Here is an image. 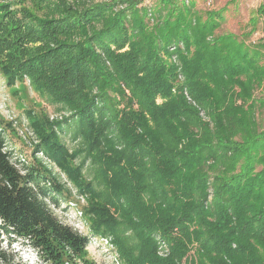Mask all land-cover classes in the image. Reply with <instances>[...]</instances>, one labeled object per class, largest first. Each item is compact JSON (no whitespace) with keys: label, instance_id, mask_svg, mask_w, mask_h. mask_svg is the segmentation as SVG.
Returning a JSON list of instances; mask_svg holds the SVG:
<instances>
[{"label":"trees","instance_id":"obj_1","mask_svg":"<svg viewBox=\"0 0 264 264\" xmlns=\"http://www.w3.org/2000/svg\"><path fill=\"white\" fill-rule=\"evenodd\" d=\"M142 1L0 0L2 74L9 85L28 76L70 111L55 121L27 112L36 146L87 199L89 234L110 236L123 264H264V97L254 95L264 2L238 35L215 32L220 10ZM258 23L263 35L248 42ZM69 119L79 150L59 137ZM3 130L0 232L51 264H93L89 234L49 206L70 189L39 159L20 172ZM80 152L101 189L73 163ZM0 264L21 263L0 246Z\"/></svg>","mask_w":264,"mask_h":264},{"label":"rangeland","instance_id":"obj_2","mask_svg":"<svg viewBox=\"0 0 264 264\" xmlns=\"http://www.w3.org/2000/svg\"><path fill=\"white\" fill-rule=\"evenodd\" d=\"M107 1L109 0H87L89 3ZM190 1L195 3L196 8L203 15L208 10L221 11L224 19L215 30L217 34L233 32L238 35L250 29L247 18H250L257 5L264 2V0H184L188 4ZM153 2L154 0H143L141 4L152 8ZM33 9L36 10L35 7ZM262 35L261 25L258 23L257 29L248 36L247 41L253 43ZM1 59L0 56V128L4 129L1 132L4 136L5 150L9 152L10 160L20 172H25L27 166L31 163L34 164L35 158L41 160L52 171L53 175L70 189V197L59 198L60 202L57 206L49 205L53 213L79 233L89 234L90 218L85 214L87 199L77 193L65 174L36 146L38 138L30 127L27 117L29 111L37 118L47 117L49 121H55L69 116L70 111L64 104L53 101L46 92L34 88L26 75L22 80H16L13 85L7 84L1 71ZM254 95L255 97H264V87L257 89ZM257 121L260 127L264 128V110L258 112ZM6 122H10L11 126L9 127ZM61 125L60 140L69 150L81 149L84 144L82 138L76 134L74 121L69 119L63 121ZM81 161H83L81 171L84 179L93 180L98 187L97 189H101L102 183L98 178L96 163L86 158L84 152H80L73 163L76 165ZM35 166L37 165L35 164ZM0 246L7 247V250L21 264H51L20 238L12 237L9 240L4 233L0 232ZM85 249L87 259L92 261L93 264H123L111 242L110 236H93L89 234V242ZM63 264L81 263L75 260L72 263L64 261Z\"/></svg>","mask_w":264,"mask_h":264},{"label":"crops","instance_id":"obj_3","mask_svg":"<svg viewBox=\"0 0 264 264\" xmlns=\"http://www.w3.org/2000/svg\"><path fill=\"white\" fill-rule=\"evenodd\" d=\"M261 3H263V2H261ZM258 6V5H257ZM247 20H249V17L247 18ZM262 30V29H261Z\"/></svg>","mask_w":264,"mask_h":264},{"label":"built area","instance_id":"obj_4","mask_svg":"<svg viewBox=\"0 0 264 264\" xmlns=\"http://www.w3.org/2000/svg\"><path fill=\"white\" fill-rule=\"evenodd\" d=\"M187 1V0H186Z\"/></svg>","mask_w":264,"mask_h":264}]
</instances>
